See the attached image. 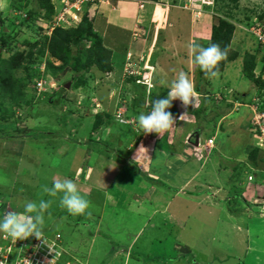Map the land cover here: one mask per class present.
Segmentation results:
<instances>
[{
    "label": "rangeland",
    "instance_id": "374dc122",
    "mask_svg": "<svg viewBox=\"0 0 264 264\" xmlns=\"http://www.w3.org/2000/svg\"><path fill=\"white\" fill-rule=\"evenodd\" d=\"M162 2H168L170 5L176 3L175 0ZM177 6L180 7L179 3L171 7L172 18L174 16L181 22L193 19L190 11H184ZM146 9L149 10V6ZM207 13L209 16L202 13L200 18L194 19L199 23L194 29H201L204 25L205 30L211 32L213 24L216 25L218 20L225 19L231 24L242 25L248 32L250 24L254 22L253 18L259 22L260 16H263L264 0H215L212 9ZM161 14V10H158L155 17L151 13L143 17L144 22L141 24L144 30L138 32V37L131 41L123 33L110 29L102 35L103 31L99 30L97 34L102 38L103 45L111 50L113 55L112 71L102 73L94 65L85 67L87 57L84 52L79 55L80 62L76 69H73L77 53L71 45L60 51L63 56L60 61L48 51L47 38L52 33L50 23L53 16H47L45 10L39 6L38 0H0V219L9 211L23 212L22 204L27 200H52V205L45 214L43 234L50 240H53L54 235H58L55 242L61 254L55 264L256 263L243 258V246H246L248 235L245 237L238 234L236 237L231 226L230 229L226 228L228 223H225L218 212L213 213L211 217H202L198 214L200 212L189 216V209H181V220L185 226L183 229H176L161 227L157 219H147L144 212L136 216L122 213L121 218L114 219L115 209L109 207L103 218L93 207H90L89 214L74 216L59 206V197L41 194V186L50 187L58 177L73 179L72 172L83 157V153L78 151V143L83 144L92 139L94 141L93 136L103 137L106 129H115L120 126L118 124H130L119 122L115 126L112 98L122 99L123 102L127 100V105H139L141 108L143 106L150 111L146 106L145 90L142 92L138 85L135 86L124 79L122 70L125 60L122 59L125 49L138 54L144 43L146 52L153 48L150 62H157L159 53L165 51L171 36L166 28L174 29L171 24L165 25L167 20L171 21L168 18L166 20L165 16L161 17ZM188 31L189 29L185 30L183 26L177 27L176 41L181 45H178L177 49L172 47L171 51L176 55L169 58V61H173L174 57L183 59L189 54L187 43L180 38H186ZM247 34L249 35V32ZM250 43L249 50L254 46L256 49L255 39L252 38ZM84 44V49L90 46V42ZM245 54L241 55L239 62L238 58L228 62L227 71L237 66L240 71ZM255 54L253 56L256 60ZM261 62L264 68V57H261ZM257 69L255 64L254 77H259ZM200 70L196 67L192 72L189 67L182 65L178 73H187L196 84V89H199L205 83ZM157 78L158 75H155V79ZM235 79L236 77L229 80ZM155 81L157 83V80ZM37 83L41 84L39 88L35 87ZM66 83L70 84L68 89L65 88ZM109 88L111 90L107 95ZM166 97L167 95L164 98ZM262 103L264 104L263 101ZM173 105L172 102L168 111L172 112ZM101 106L102 112L106 113L98 114ZM97 116L100 117L96 119ZM197 117L204 118L203 115ZM99 122L105 123L101 127ZM222 129L223 132L218 134V141L226 133L224 125ZM212 130L213 127L207 124L206 131L201 132L200 143H203ZM119 134L126 137L123 133ZM113 137L114 133L104 136L97 150L108 153L110 145L115 143ZM227 144L238 148L227 147L224 149L225 153H235L236 157H239L241 143L230 141ZM96 146L95 143L91 148L94 150ZM113 153L116 157L115 150ZM143 157L148 159L144 155L135 160H142ZM214 157L216 156H213V159ZM223 162L226 166L230 163L225 160ZM127 168L131 171L130 179L136 182L147 174L146 167L138 168L132 162ZM127 184L129 190L135 187L129 181ZM122 194L127 196L126 193ZM238 194L236 189L230 191L231 198L237 199ZM128 196L133 198L131 193H128ZM232 202L233 199H230V210L233 207H244L240 200L238 207L231 204ZM177 203L180 205V202ZM144 207L152 209V205L146 203ZM132 209L135 210L134 213L139 211L133 207ZM250 209L255 216L262 210L257 206ZM245 220L241 219L240 227L244 228ZM127 245L133 246V249L127 247V250Z\"/></svg>",
    "mask_w": 264,
    "mask_h": 264
},
{
    "label": "crops",
    "instance_id": "0c3cea01",
    "mask_svg": "<svg viewBox=\"0 0 264 264\" xmlns=\"http://www.w3.org/2000/svg\"><path fill=\"white\" fill-rule=\"evenodd\" d=\"M162 1L165 0H94L82 6L81 10V15H87L95 33L102 30L103 35L111 29L123 33L130 41L138 37V32L141 33L144 30L141 24L144 22L143 17L150 13L155 17L156 12L161 10V17L165 16L166 20L168 18L171 21L167 22V20L165 25L171 24L174 29L166 28L168 35L171 36L166 43L165 51L159 53L156 63H150L153 48L146 52L144 43L143 49L138 54L127 51L132 55V62L146 63L144 65L152 68V71L146 72V77L151 78L150 90L147 91L146 87L138 86L141 91L145 90L143 95L146 100L148 99L146 93L149 92L152 93L153 98L164 99L163 92L169 90L168 84L176 78L182 65L189 67L192 72L196 67L200 69L191 62L189 44L195 41L207 47L210 39V32L205 30L204 25L201 29H194L195 25H199L195 18L192 17V20L186 22L176 20L174 16L172 18L171 7L178 4V0H175L174 5L168 2L163 4ZM140 2H143L141 9H139ZM51 4L55 12L61 7L60 0H51ZM147 6L149 10L146 9ZM205 13L209 16V13ZM182 26L185 30L189 29L186 38L179 36L187 43L189 54H186L183 59L174 57L173 61H169V58L176 55L171 51L172 47L177 49L178 45H181L176 41L178 37L175 36V32L177 27ZM135 32L137 34L133 38L132 35ZM247 33L242 25L234 24L230 50L237 53L238 62L242 59L241 55L245 53L253 55L258 52L255 54L257 57L255 64L259 72H262L260 77L264 79L261 62V57L264 55L258 49V45L256 49L255 46L251 48L253 51L249 50L250 40L253 37ZM227 67L228 65L224 66L218 78H207L202 75L205 83L201 88L196 89L194 84L196 92L200 94L194 106L189 105L185 108L181 102L173 101L175 111L173 117L176 122L169 130L160 134H146L138 127V115L141 112H148L144 109L145 107L127 105V100L123 102L122 99L112 98V110H115L112 113H122L121 118L128 120L130 124H118L120 126L117 128H108L106 132H103L106 137L114 133L115 143L110 145L108 153L97 150L104 136L96 138L93 136L94 141L92 139L83 144L76 142L78 151L83 153V157L81 163L72 172L71 180L77 184L81 194L91 202L90 207H93L96 212L99 211L101 217L105 211H108V207L115 209L114 219L121 218L122 213L136 216L144 212L147 219H157L161 227L183 229L185 224L181 220V209H189V216L200 212L198 214L202 217L207 215L211 217L213 213L218 212L225 223H228L226 228L230 229L231 226L236 237L238 234L245 237L248 235L246 246H243L245 247L243 258L251 263L264 264V214L255 216L250 209L252 206H257L259 209L264 206V139L259 138L257 131L250 124L255 115L253 108L255 100L260 101V106L263 105L262 110H264L262 103L264 98L260 97L257 86L243 76L242 68L239 71L237 66L227 71ZM155 75H158L157 79ZM235 77V80H229ZM189 79L191 80L190 77ZM161 81L165 83L161 84ZM133 85L137 86V84ZM110 90L111 88L108 89L107 95ZM100 110L102 111V106ZM258 110H260L259 107L256 112H259ZM185 112V116L180 120L179 117ZM200 115L204 118L197 117ZM113 116L116 120L115 115ZM117 123L119 122L116 121L115 126ZM207 124L213 127V130L208 133L203 143H200L201 132L206 131ZM223 125L226 133L218 141V134L223 130ZM116 131L125 134L126 137H121ZM196 137L198 142L195 146ZM210 138L213 140L212 146H207L206 140ZM230 141L241 143L239 157H236L235 153H232L234 156L225 153L224 149L227 147L238 148L228 145ZM95 143L97 146L93 150L91 147ZM251 152H256L255 157L250 156ZM144 155L148 159L143 157L142 160H135ZM213 156H216L215 159ZM130 159L138 168L141 166L147 168L145 177L139 178L137 182L130 179L131 171L127 168L128 165L131 166V162H128ZM253 159L256 161L255 165ZM224 160L229 161V165L226 166ZM248 176L252 180L248 181ZM127 181L133 183L135 187L129 190ZM233 189L239 192L237 199L230 196V191ZM122 193H126L127 196ZM128 193H131L133 198H130ZM230 199L235 202L231 203L234 206L238 207L240 200L244 203V207L239 209L233 207L230 210ZM176 201L180 202V205ZM144 203L152 205V209H146ZM130 205L139 210L138 213H134L135 210ZM89 212H91L90 208L86 214ZM242 218L246 219L243 222L244 228L239 226ZM127 247L133 249V246L127 245L126 249Z\"/></svg>",
    "mask_w": 264,
    "mask_h": 264
},
{
    "label": "clouds",
    "instance_id": "9594fccd",
    "mask_svg": "<svg viewBox=\"0 0 264 264\" xmlns=\"http://www.w3.org/2000/svg\"><path fill=\"white\" fill-rule=\"evenodd\" d=\"M189 50L193 65L199 66L207 78H218V65L226 58V50H221L218 44L212 43L207 47H203L195 41L189 44ZM143 64L140 63V66ZM146 72L148 71L142 69L140 74L146 75ZM164 83V81H161V84ZM132 84H136L135 81ZM140 85L148 89L150 83L149 86ZM168 87L169 91L166 98L153 100L149 97L146 100V106L150 108V111L147 113L141 112L137 117L138 127L146 134L163 133L175 124L176 120L173 114L168 111L174 100H179L187 108L189 105L194 106L200 95L196 92L194 83L184 71H180L176 78L168 84ZM185 114L186 112L179 119L181 120ZM122 119L126 123L128 122L124 118ZM41 194H46L49 197H59V206L74 216L86 214L91 206V202L81 194L77 184L66 177L54 179L50 187L48 185L41 186ZM52 202L50 199L45 200L43 198L23 202V212L9 211L0 219V233L11 238L14 242L27 240L30 237L40 240L43 237L45 214L48 213Z\"/></svg>",
    "mask_w": 264,
    "mask_h": 264
},
{
    "label": "built area",
    "instance_id": "2783aa9c",
    "mask_svg": "<svg viewBox=\"0 0 264 264\" xmlns=\"http://www.w3.org/2000/svg\"><path fill=\"white\" fill-rule=\"evenodd\" d=\"M94 0H60L61 7L55 12L53 20L50 23V32L54 28L63 27H75L81 20V10L82 6L87 3H92ZM180 8L184 11H190L193 18H200L202 13L210 11L212 9L215 0H178ZM143 7V2L139 3V9ZM250 24L248 30L249 34L255 39L258 48L264 55V20L263 22H258L257 19L253 20ZM136 32L132 35L133 38L136 37ZM131 53L127 52L125 56V65H123V77L124 79H132L136 84H145L149 86V78L146 75L140 74V71L147 70L152 71L149 65H144L139 67V64L132 62ZM149 66V67H148ZM145 68V69H144ZM41 84L37 83L36 88H39ZM257 107L260 110L257 111ZM261 107V108H260ZM255 109V115L253 116L250 124L257 131L259 138L264 139V110L260 106V101L255 100L253 106ZM122 113H116L115 119L118 122L126 123L121 118ZM213 140L207 139V146H212ZM247 180L250 181L251 177L248 176ZM260 215L264 214V206L259 212ZM58 235L53 236V240L48 239L44 234L40 240L35 237H30L27 240H17L13 241L11 238L6 237L4 234L0 233V264H55V261L60 257V251L57 250Z\"/></svg>",
    "mask_w": 264,
    "mask_h": 264
},
{
    "label": "trees",
    "instance_id": "16d2710c",
    "mask_svg": "<svg viewBox=\"0 0 264 264\" xmlns=\"http://www.w3.org/2000/svg\"><path fill=\"white\" fill-rule=\"evenodd\" d=\"M39 6L42 7L45 12L47 13V16L55 15V9L54 6L51 4L50 0H38ZM264 20V13L263 16H260V21L263 22ZM234 31V26L229 21L225 19L218 20L216 25H213L210 32V39L208 42L209 44H218L221 48V50H226L227 55L226 58L221 61L218 65L219 73H221L224 69V66L230 62L236 59L237 53L231 52L230 50V42L232 39ZM48 45L47 49L48 51L55 56L59 61L63 59V56L60 54V51L62 49H67L68 46H73L75 48V51L77 53V56L74 59V65L72 68L76 69L77 65L80 62L79 55L83 52L86 55V66H96V68L102 72V73H109L112 71V51L107 49L103 43L102 39L98 36L97 33L94 32L90 20H88L87 15L83 14L81 17L80 22L77 26L74 28H54L51 35L47 38ZM85 42H90V46H88L87 49L85 48ZM259 49V48H258ZM260 50V49H259ZM127 54V50H124V56L123 61L125 60V56ZM255 58L251 54H245L243 58V67H242V74L243 76L254 83L259 91L260 97L264 98V79L259 78L261 76L262 72H259V77H254V68H255ZM138 63V62H135ZM152 64V62H150ZM263 65V64H262ZM140 70L141 66L139 64ZM263 71V70H262ZM200 73L202 75H205L202 70H200ZM256 76V75H255ZM130 82H134V80H127ZM139 87H142L138 85ZM151 88V84L148 88V91ZM169 90H165L162 94L163 96H166ZM148 95V96H147ZM146 96L151 99H157L153 98V95L151 92L146 93ZM174 109L172 110V114H174ZM99 113H106V112H98ZM97 115V114H96ZM105 116L107 114H104ZM100 116H97L96 119H98ZM105 118V117H103ZM100 123V122H99ZM105 123V122H103ZM103 123L100 125L102 126ZM256 152H251L250 156L255 157ZM260 161H262L260 159ZM256 164L255 159H253V164ZM254 164V165H255Z\"/></svg>",
    "mask_w": 264,
    "mask_h": 264
},
{
    "label": "water",
    "instance_id": "95a60500",
    "mask_svg": "<svg viewBox=\"0 0 264 264\" xmlns=\"http://www.w3.org/2000/svg\"><path fill=\"white\" fill-rule=\"evenodd\" d=\"M69 85H70L69 83H66V84H65V88L68 89V88L70 87ZM197 142H198V139H197V137H196V139H195V143H194L195 146L197 145Z\"/></svg>",
    "mask_w": 264,
    "mask_h": 264
},
{
    "label": "bare ground",
    "instance_id": "6f19581e",
    "mask_svg": "<svg viewBox=\"0 0 264 264\" xmlns=\"http://www.w3.org/2000/svg\"><path fill=\"white\" fill-rule=\"evenodd\" d=\"M10 199V198H9Z\"/></svg>",
    "mask_w": 264,
    "mask_h": 264
}]
</instances>
